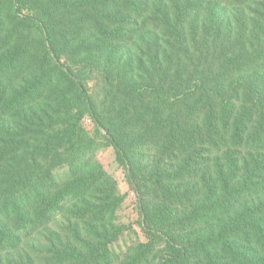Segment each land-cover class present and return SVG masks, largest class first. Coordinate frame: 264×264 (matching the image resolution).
I'll use <instances>...</instances> for the list:
<instances>
[{
	"label": "trees",
	"instance_id": "16d2710c",
	"mask_svg": "<svg viewBox=\"0 0 264 264\" xmlns=\"http://www.w3.org/2000/svg\"><path fill=\"white\" fill-rule=\"evenodd\" d=\"M107 147L136 264H264V0H0V264H113Z\"/></svg>",
	"mask_w": 264,
	"mask_h": 264
},
{
	"label": "rangeland",
	"instance_id": "374dc122",
	"mask_svg": "<svg viewBox=\"0 0 264 264\" xmlns=\"http://www.w3.org/2000/svg\"><path fill=\"white\" fill-rule=\"evenodd\" d=\"M101 79H98L96 75L89 81V92L97 96L98 90L101 87ZM83 130L91 137L98 140H104L102 138L103 133H97V129L93 119L90 116H86L82 121ZM100 138V139H99ZM98 160L103 165L104 170L108 173L111 183L115 187L116 197L120 199L121 203L115 213L116 225L122 229L119 238L109 245L110 250L113 252L114 257L112 258L113 264H132L135 260L141 257V252L144 247L150 244L152 237L147 233V227L143 224V216L140 211V197L138 192L130 181L129 171L123 165L117 162V154L113 147H107L100 151L98 155ZM63 171L60 170V174ZM191 209H184L176 212L173 216L174 221L177 223L179 220L189 216ZM57 226H63L62 221H60ZM54 225L52 229L47 230L44 233V239H49L51 234L55 231ZM181 228V226H178ZM186 234L183 238L185 239L184 244L189 245L192 249L197 248L196 237L191 238L189 234ZM176 237V236H174ZM182 236L179 240L183 239ZM47 239V240H48ZM44 243L45 241L42 240ZM37 241L31 242L30 245L36 246ZM177 246V244H176ZM188 246V247H189ZM31 248V247H29ZM189 248V249H190ZM157 249L166 250V246H161L158 244ZM34 248L30 250L33 255ZM161 257L155 258L152 254V258L149 260L148 264H160ZM111 261V262H112ZM139 261H135L134 264ZM192 264H207L202 260H197Z\"/></svg>",
	"mask_w": 264,
	"mask_h": 264
}]
</instances>
